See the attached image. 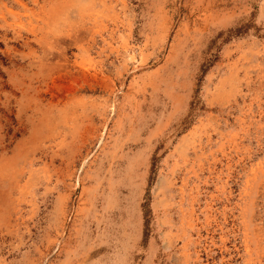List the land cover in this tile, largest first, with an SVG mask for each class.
Listing matches in <instances>:
<instances>
[{"label": "rangeland", "instance_id": "rangeland-1", "mask_svg": "<svg viewBox=\"0 0 264 264\" xmlns=\"http://www.w3.org/2000/svg\"><path fill=\"white\" fill-rule=\"evenodd\" d=\"M0 264H264V0H0Z\"/></svg>", "mask_w": 264, "mask_h": 264}]
</instances>
